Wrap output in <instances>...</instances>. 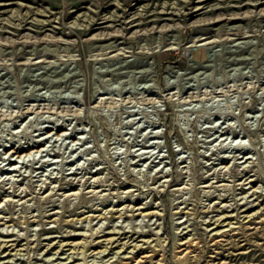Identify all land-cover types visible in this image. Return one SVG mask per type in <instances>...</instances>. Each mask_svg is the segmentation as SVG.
Here are the masks:
<instances>
[{
  "label": "rangeland",
  "instance_id": "obj_1",
  "mask_svg": "<svg viewBox=\"0 0 264 264\" xmlns=\"http://www.w3.org/2000/svg\"><path fill=\"white\" fill-rule=\"evenodd\" d=\"M0 2V264H68L81 233L264 264V0Z\"/></svg>",
  "mask_w": 264,
  "mask_h": 264
},
{
  "label": "bare ground",
  "instance_id": "obj_2",
  "mask_svg": "<svg viewBox=\"0 0 264 264\" xmlns=\"http://www.w3.org/2000/svg\"><path fill=\"white\" fill-rule=\"evenodd\" d=\"M115 1V0H114ZM16 3V2H15ZM118 3V2H117ZM7 4H10V3H1L0 2V5H7ZM22 4H24V3H22ZM120 4V3H119ZM26 5V4H25ZM24 6V5H23ZM44 7V6H43ZM47 7V6H46ZM26 8V7H25ZM28 8V7H27ZM89 8V7H88ZM41 9V8H40ZM4 10H6V9H4ZM10 10V9H9ZM28 10V9H27ZM33 12V11H32ZM47 12V11H46ZM43 14V13H42ZM33 15V14H32ZM107 17V16H106ZM94 18V17H93ZM105 18V17H104ZM108 18V17H107ZM19 19V18H18ZM28 19V18H27ZM87 19V18H86ZM230 19V18H229ZM37 20V19H36ZM97 23H99L97 20H96V22H95V24H97ZM9 24V23H8ZM87 26V25H86ZM94 26V25H93ZM15 27V26H14ZM68 128H64V126H62L61 124L59 125V124H57V123H54V126H52L50 129H48L47 130V135H51V134H53L54 132L55 133H57L59 136H61V135H63L64 136V134H67L68 133ZM54 133V134H55ZM42 136V135H41ZM44 136V135H43ZM54 137V136H53ZM43 139V138H42ZM41 139V140H42ZM41 140H39V141H41ZM38 141V140H37ZM43 142V141H42ZM35 143V142H34ZM15 147V146H14ZM45 143H40V144H33V147L32 148H28L29 150H26V151H19V150H14V149H12V152H14L13 154L14 155H16V157L19 159V160H16V159H14V157H13V160L11 161V165H13L14 166V168L17 166V164H18V162H20V161H23V162H26L27 160L28 161H33V164H34V161L36 160V156H37V154L38 153H40L41 151H43L45 148ZM11 149V148H10ZM60 153V152H59ZM7 154V153H6ZM7 155H9V153L7 154ZM12 154H10V156H11ZM12 159V158H11ZM63 160V159H62ZM246 160V159H245ZM47 161L48 160H45L42 164H40V166L38 165V166H36L37 168L38 167H40V168H44V166L47 164ZM57 162H58V160H56ZM39 162V161H38ZM53 163V162H52ZM30 164V163H29ZM28 164V165H29ZM48 165V164H47ZM46 167V166H45ZM13 168V167H12ZM13 168V169H14ZM44 169H46V168H44ZM95 180H96V178H95ZM253 180V179H252ZM257 197H259V196H257ZM243 198V197H242ZM245 198V197H244ZM248 200V199H247ZM262 200V199H261ZM2 200L0 199V202H1ZM253 201V200H252ZM245 202H247V201H245ZM245 204V203H244ZM253 204V203H252ZM258 205H260V204H262V202H258L257 203ZM229 205V204H228ZM231 205V204H230ZM229 205V206H230ZM250 206V205H249ZM246 206V207H248L246 210H249L250 211V207L252 206ZM245 207V208H246ZM138 208H144L142 205H140ZM263 208V207H262ZM237 209V208H236ZM238 210V209H237ZM243 210V209H242ZM245 210V209H244ZM263 210V209H262ZM258 211V210H257ZM143 212V211H142ZM255 212V211H254ZM262 212V211H261ZM150 213V212H149ZM263 213V212H262ZM261 213V214H262ZM233 215V214H232ZM245 215V214H244ZM252 214H247L246 215V217H250ZM264 215V214H263ZM103 216V215H102ZM101 216V217H102ZM92 217V216H91ZM230 217V216H229ZM254 217V216H253ZM222 218V217H221ZM220 218V219H221ZM217 220L216 221H214V223H217V226H214L213 228H212V230L213 229H218L219 228V226L220 225H218V224H220V222H219V217L218 218H216ZM227 219V218H226ZM245 219V218H244ZM248 219V218H247ZM246 219V220H247ZM237 220H239V219H237ZM236 220V221H237ZM248 220H250V219H248ZM247 220V221H248ZM221 221V220H220ZM244 220H242V222H243ZM6 222V221H5ZM223 222H224V220H223ZM227 222H228V220H227ZM232 221H229L228 223H226L225 225H228V224H230ZM235 222V221H234ZM237 222H239V221H237ZM225 223V222H224ZM244 223V222H243ZM242 223V224H243ZM233 226V225H232ZM237 226V225H236ZM241 226V225H240ZM245 226V225H244ZM249 226V225H248ZM250 227H253V226H250ZM100 228V227H99ZM108 228V227H107ZM107 228H104L102 231H104V233L101 235H98L97 237H99V236H105V235H109V234H111V232L109 231L108 232V230H107ZM222 229V228H221ZM221 229H218V230H220L221 231ZM239 229H240V227H239ZM243 229H244V227H243ZM97 230H98V228H97ZM107 230V231H106ZM210 230V229H209ZM95 231V230H94ZM144 231V230H143ZM216 231V230H215ZM95 232H99V231H95ZM101 232V231H100ZM115 232V231H114ZM120 231H118V233H119ZM139 232V231H138ZM226 232V231H225ZM224 232V233H225ZM228 232V231H227ZM236 232V231H235ZM93 233V232H92ZM140 234L138 235V237L139 236H142V235H147L148 233L147 232H143V233H141V232H139ZM1 234H4V233H1ZM80 234V233H79ZM85 235H86V231H85V233H84ZM135 234V233H134ZM134 234H132V235H134ZM159 234V233H158ZM193 234V233H192ZM227 234V233H226ZM91 235V234H90ZM150 235V234H149ZM189 235V234H188ZM228 235V234H227ZM72 236H78V238H80V237H83L82 238V241H79V240H75L76 238H73L72 240H67L66 241V244H65V242H63V243H61V245H67V244H69V245H71L68 249L69 250H71L70 252H68V254H66L67 256L65 257V259H69V262L70 263H68V264H92V262L90 261V263H89V261H88V254L90 253H93L94 255H96V257L98 258V254H105V255H107V254H109V253H113L114 254V256H117L115 259H113L111 262H106V260L105 261H103L104 260V258H102L101 260L103 261V263H101V262H98V263H96V264H139V263H142L143 261H152V260H155L156 258H155V256L157 255L156 254V251L157 250H163V248L162 247H160V248H158V246H160V243L158 242V241H156V243L154 244V243H152V241H150V239L148 238V239H146V238H142V239H140V240H138L137 242H135L134 244H131V243H129V240H125V242H122V243H124V244H122L121 246H120V248L119 249H117V250H115L114 249V247H113V245H111L110 246V244L109 243H114L115 241H116V239L114 240V238L116 237H114V236H108L107 238H103V239H105V240H108V242L106 241V243L103 245V247H102V244H101V242H102V240L101 239H99V240H101V241H97V242H95V238L93 239V240H88L89 238H87L86 236H84L82 233L80 234V235H72ZM89 236V235H88ZM128 236H130V235H128ZM182 236H183V234H182ZM222 236V235H221ZM225 236V235H224ZM93 237V236H92ZM159 237V236H158ZM190 237V236H189ZM213 237H215V236H213ZM212 237V238H213ZM1 239H2V237H0ZM155 238V237H154ZM186 238V235H185V237H182V238H180L181 240H183V242H181L180 244H177V245H175L176 247H179L180 248V250H179V252L180 253H188V252H191L192 250H190V248L196 243V244H199L200 243V241L198 240V239H196L195 237H192L191 239L189 238V239H186V240H184ZM216 238V237H215ZM5 240H6V238H4ZM13 239H14V237H13ZM13 239H7L8 241H10V240H12V242H13ZM16 239V238H15ZM117 239H118V237H117ZM129 239V238H128ZM163 239V238H162ZM201 239V238H200ZM222 239V238H221ZM226 239V238H225ZM3 240V239H2ZM157 240V239H156ZM215 240V239H214ZM217 240V239H216ZM4 241V240H3ZM15 241V240H14ZM104 241V240H103ZM133 241V240H132ZM219 241V240H218ZM217 241V242H218ZM6 242V241H5ZM11 242V243H12ZM158 242V243H157ZM162 242H164V241H162ZM215 242V241H214ZM14 243V242H13ZM12 243V244H13ZM16 243V242H15ZM104 243V242H103ZM145 243H149V245H145ZM151 243L153 244V245H151ZM195 244V245H196ZM5 245V244H4ZM61 245H60V247H61ZM165 245V244H164ZM183 245H185L184 247H183ZM7 246V245H6ZM46 246V245H45ZM48 246V245H47ZM116 246V245H115ZM153 247L152 249L150 248L149 249V247ZM0 247H1V245H0ZM8 247V246H7ZM111 247V248H110ZM126 247V248H125ZM131 247V248H130ZM181 247H183V248H181ZM10 248V247H9ZM20 248V247H19ZM123 248H125L124 250H123ZM130 248V249H129ZM11 249V248H10ZM9 249V250H10ZM18 249V248H17ZM60 250V249H59ZM62 250H64V249H62ZM122 250V251H121ZM178 250V249H177ZM193 250H195V249H193ZM17 251V250H16ZM15 251V252H16ZM61 251V250H60ZM4 252V251H3ZM6 252V251H5ZM12 252V251H11ZM18 252V251H17ZM16 252V253H17ZM58 252V251H57ZM104 252V253H103ZM105 252H107V253H105ZM122 252H125V254H121ZM1 253V252H0ZM13 253V252H12ZM15 253V254H16ZM59 253V252H58ZM66 253V252H65ZM120 253V254H119ZM179 253V254H180ZM6 254H7V252H6ZM9 254H10V252H9ZM21 254V253H20ZM19 254V255H20ZM23 254V253H22ZM119 254V255H118ZM129 254H131V255H129ZM163 255L165 254L164 252L162 253ZM18 255V256H19ZM53 255V254H52ZM110 255V254H109ZM162 255V256H163ZM181 255V254H180ZM17 256V255H16ZM16 256H14V257H16ZM103 256V255H102ZM102 256H100V257H102ZM108 256V255H107ZM161 256V259H166V257L164 256V257H162ZM177 256V255H176ZM186 256V255H185ZM9 257V256H8ZM105 257V256H104ZM182 257V256H181ZM10 258V257H9ZM8 258V261L9 260H11V259H9ZM13 258V257H12ZM17 258V257H16ZM61 258V257H60ZM110 258H112V256H110L109 257V259ZM155 258V259H154ZM7 259V258H6ZM14 259V258H13ZM19 259H20V257H19ZM46 259V258H45ZM49 259V258H48ZM51 259V258H50ZM96 259V258H95ZM94 259V261L96 262L97 260H95ZM108 259V260H109ZM185 259V258H184ZM183 259V260H184ZM82 260L83 261H85V263H82ZM90 260H93V258L92 259H90ZM157 260V259H156ZM167 260V259H166ZM7 261V260H6ZM13 261V260H12ZM49 261V260H48ZM62 261V260H61ZM160 261V260H159ZM4 262V261H3ZM16 262V261H15ZM14 262V263H15ZM52 262V261H51ZM135 262V263H134ZM12 263V262H11ZM18 262H16V264H17ZM62 263V262H61ZM152 263V262H151ZM150 263V264H151ZM157 263V261L154 263V264H156ZM160 263V262H159ZM166 263V262H165ZM170 263V262H169ZM143 264V263H142ZM164 264V263H163Z\"/></svg>",
  "mask_w": 264,
  "mask_h": 264
}]
</instances>
